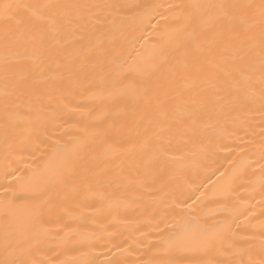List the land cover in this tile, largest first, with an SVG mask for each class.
Instances as JSON below:
<instances>
[{"label": "bare ground", "instance_id": "1", "mask_svg": "<svg viewBox=\"0 0 264 264\" xmlns=\"http://www.w3.org/2000/svg\"><path fill=\"white\" fill-rule=\"evenodd\" d=\"M0 264H264V0H0Z\"/></svg>", "mask_w": 264, "mask_h": 264}, {"label": "snow or ice", "instance_id": "2", "mask_svg": "<svg viewBox=\"0 0 264 264\" xmlns=\"http://www.w3.org/2000/svg\"><path fill=\"white\" fill-rule=\"evenodd\" d=\"M5 7H10V5H6Z\"/></svg>", "mask_w": 264, "mask_h": 264}]
</instances>
